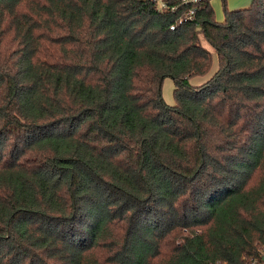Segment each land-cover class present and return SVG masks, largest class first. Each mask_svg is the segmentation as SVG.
I'll return each instance as SVG.
<instances>
[{"label": "trees", "instance_id": "1", "mask_svg": "<svg viewBox=\"0 0 264 264\" xmlns=\"http://www.w3.org/2000/svg\"><path fill=\"white\" fill-rule=\"evenodd\" d=\"M163 1L0 0V264H250L264 246V0L224 23L212 0ZM200 35L219 67L193 86L213 65Z\"/></svg>", "mask_w": 264, "mask_h": 264}, {"label": "rangeland", "instance_id": "2", "mask_svg": "<svg viewBox=\"0 0 264 264\" xmlns=\"http://www.w3.org/2000/svg\"><path fill=\"white\" fill-rule=\"evenodd\" d=\"M248 1V4L251 5L252 0H212L211 6L214 10L215 20L218 23H224L226 20V12L233 11V7L245 5V2ZM202 44L205 48L213 52V65L209 73L205 76H195L190 79L189 83L193 86H199L206 83L218 70V56L214 53V50L207 43L202 35H200ZM175 82L172 78L168 77L164 80L162 85V96L164 102L168 106H175L176 99L174 96Z\"/></svg>", "mask_w": 264, "mask_h": 264}, {"label": "built area", "instance_id": "3", "mask_svg": "<svg viewBox=\"0 0 264 264\" xmlns=\"http://www.w3.org/2000/svg\"><path fill=\"white\" fill-rule=\"evenodd\" d=\"M160 9H166V4L163 0H156ZM184 3L197 2L198 0H183ZM172 10H175L173 8ZM193 11L189 12V16L192 17ZM174 28V27H173ZM250 264H264V246L258 250V254L250 259Z\"/></svg>", "mask_w": 264, "mask_h": 264}, {"label": "crops", "instance_id": "4", "mask_svg": "<svg viewBox=\"0 0 264 264\" xmlns=\"http://www.w3.org/2000/svg\"><path fill=\"white\" fill-rule=\"evenodd\" d=\"M253 3V0L251 2V5ZM251 5L248 4V1L245 2V5H241V6H237V7H233L232 9H234L233 11H238V10H245L251 7Z\"/></svg>", "mask_w": 264, "mask_h": 264}]
</instances>
